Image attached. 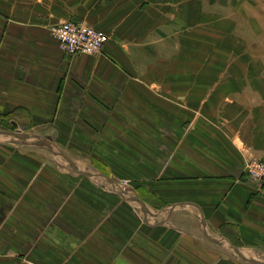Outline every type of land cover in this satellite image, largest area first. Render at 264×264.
<instances>
[{
	"label": "crops",
	"instance_id": "crops-1",
	"mask_svg": "<svg viewBox=\"0 0 264 264\" xmlns=\"http://www.w3.org/2000/svg\"><path fill=\"white\" fill-rule=\"evenodd\" d=\"M240 2L264 5L0 0V118L15 113L11 126L27 133L49 127L65 150L88 151L112 180L134 183L143 204L123 227L120 205L106 203L121 192L76 173L86 178L68 176L58 204L57 173L0 158V264H231L228 252L264 254V185L244 171L264 160V33H232ZM62 22L109 41L94 57L65 55L49 34Z\"/></svg>",
	"mask_w": 264,
	"mask_h": 264
},
{
	"label": "rangeland",
	"instance_id": "rangeland-1",
	"mask_svg": "<svg viewBox=\"0 0 264 264\" xmlns=\"http://www.w3.org/2000/svg\"><path fill=\"white\" fill-rule=\"evenodd\" d=\"M235 9V21L233 22V25L231 24L232 28L230 27V30H233L232 33H264V5H260L258 7L255 4L253 5L247 4L246 2H240L239 5L235 7ZM211 11L214 12L213 9H211ZM261 14H263V19H261L260 17ZM217 15L221 16L220 13L212 14L211 16ZM243 18H249L250 22H245ZM15 118V113L10 117L0 118V158H16L19 160L20 163H23V165H27V168L30 169L29 172H32L33 169L38 170L42 167L41 173L43 175L57 173V191L54 190L57 194V197L56 194L53 196L54 192L51 194V196L52 198L56 197V202H58V204L64 203L67 197V193L65 192L71 189V181L68 176L72 175L74 177V184L77 180H81V177L86 176L90 177L89 183L91 184L90 188L92 189H96L94 187H97L98 189L100 185V188H103L107 192L122 193V196L113 195L115 196L113 198L106 197V203L108 206L111 207L112 205H120L122 209L121 216L123 217V227H125V225H127L130 221L135 220V212L140 215L141 211L139 205L134 200H132L133 195H131L132 186H135L134 183L130 184L112 180V177L111 175H109L107 167L90 158V156L88 155V151L65 150V145L59 140L58 134H56L53 130L49 129V127H41L38 129L39 131L42 130L47 132L46 135H43L27 133L22 131V129H18V127L11 126L10 123L12 121L10 122V120H16ZM16 130L23 134L33 136V138L27 141L19 138L6 136V134H4L9 132L13 133ZM35 144L50 145L51 147L40 148L36 147ZM60 152L68 158L62 160L61 156L59 155ZM70 160L77 162L78 171H75V174L73 172H70L71 170L69 169V165L67 164V162H69ZM14 172L18 174V171ZM26 172L22 171L20 173L24 176L25 174H28ZM76 173H82L85 176H81ZM46 179L47 178H43L42 184H39L40 186H42L41 189L46 187ZM47 180H49V178ZM104 190L102 191L104 192ZM134 196L137 195L134 194ZM150 202H152L154 209L161 208L162 203L157 202L155 200H150ZM153 218L155 217L153 216ZM228 253V255H230L229 257L231 258V264H247L244 263L240 257L232 254L231 252ZM251 259L258 260L259 264H264V254L253 255Z\"/></svg>",
	"mask_w": 264,
	"mask_h": 264
},
{
	"label": "built area",
	"instance_id": "built-area-1",
	"mask_svg": "<svg viewBox=\"0 0 264 264\" xmlns=\"http://www.w3.org/2000/svg\"><path fill=\"white\" fill-rule=\"evenodd\" d=\"M49 34L56 42L58 49L70 57L97 56L109 41L108 35L103 31L71 22H62L51 27ZM244 171L252 181L264 185V160L246 161Z\"/></svg>",
	"mask_w": 264,
	"mask_h": 264
},
{
	"label": "water",
	"instance_id": "water-1",
	"mask_svg": "<svg viewBox=\"0 0 264 264\" xmlns=\"http://www.w3.org/2000/svg\"><path fill=\"white\" fill-rule=\"evenodd\" d=\"M13 125L16 126L14 123H13ZM4 134H6V136H10L13 138H19V139H23V140H29L31 138V136H29L28 134H23V133L19 132L18 130L13 132V133L9 132V133H4ZM38 146L39 147H47V148L51 147L50 145H39V144H38ZM69 169H71L72 171H78L77 167L74 165H69ZM132 200H134L139 206H143L142 202L140 201V199L137 196H135L134 199H132ZM231 248L233 249V251H235V249L233 247H231ZM243 261L251 263V264H259L257 261H254V260L244 259Z\"/></svg>",
	"mask_w": 264,
	"mask_h": 264
}]
</instances>
